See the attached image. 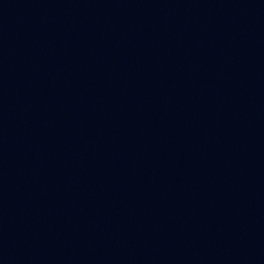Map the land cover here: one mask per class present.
Masks as SVG:
<instances>
[{
    "label": "water",
    "instance_id": "obj_1",
    "mask_svg": "<svg viewBox=\"0 0 264 264\" xmlns=\"http://www.w3.org/2000/svg\"><path fill=\"white\" fill-rule=\"evenodd\" d=\"M0 264H264V0H0Z\"/></svg>",
    "mask_w": 264,
    "mask_h": 264
}]
</instances>
